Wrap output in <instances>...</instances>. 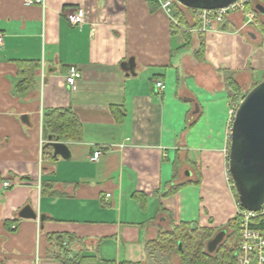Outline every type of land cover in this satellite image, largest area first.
Returning <instances> with one entry per match:
<instances>
[{"label":"crops","instance_id":"crops-1","mask_svg":"<svg viewBox=\"0 0 264 264\" xmlns=\"http://www.w3.org/2000/svg\"><path fill=\"white\" fill-rule=\"evenodd\" d=\"M79 8L81 28L66 17ZM175 12L190 45L149 0H45L43 8L0 0V264H62L58 236L80 264H183L151 250L155 237L180 222L221 227L235 215L225 77L242 90L264 78V32L242 28L240 13L202 31L195 10ZM129 58L133 75L120 66ZM30 60L40 68L19 91V62ZM70 66L81 73L73 86ZM54 108L81 123L80 140H59L68 158L43 147V115ZM175 164L179 182L198 183L164 195ZM25 205L36 219L18 216Z\"/></svg>","mask_w":264,"mask_h":264},{"label":"trees","instance_id":"trees-1","mask_svg":"<svg viewBox=\"0 0 264 264\" xmlns=\"http://www.w3.org/2000/svg\"><path fill=\"white\" fill-rule=\"evenodd\" d=\"M254 3L264 5V0H252ZM149 4L152 8L158 4L154 0H149ZM251 7V2L247 5ZM192 9V8H191ZM195 10V9H193ZM180 12L177 13L179 16ZM179 21L182 23L183 18L179 17ZM261 29L264 32V23H260ZM184 45H190L191 33L188 30H180ZM203 40L200 39L196 54H203ZM20 72L23 74L22 80L18 83L17 89L24 91L28 89L33 83V76L40 68V63L36 60L21 61L19 62ZM226 86L229 88V99L231 102L240 100L245 93H247L254 85L247 90H242L238 83L235 81V77L232 73H229L225 77ZM113 115H117V111H120L121 118L125 116V111L122 107L115 106L111 109ZM120 120V118H119ZM43 134L47 138L51 136L53 139L58 140H80L82 138L81 123L77 115L70 109L54 108L46 111L43 115ZM46 144V143H45ZM43 145L45 149L48 146ZM173 171V177L164 195H170L186 186L190 183H198L190 180L179 182L178 164H175ZM230 186L234 188L236 201L238 202V196L231 178H229ZM233 184V185H232ZM140 196V195H139ZM135 194V197H139ZM264 232V222L261 225ZM225 230V235L222 241L217 245L214 251L209 252L207 250V243L213 236L219 231ZM239 239L238 222L237 217L234 215L227 223L221 227H193L191 223L180 222L178 225H173L170 230L161 233L157 238L151 242L152 249L160 248L161 250L176 251L184 264H235L234 253L237 249ZM57 245L61 249L59 254V260L62 264H80L84 259L80 253H73L72 257H68L67 252L70 248L65 247L63 237L55 238ZM68 241V240H67ZM71 242V241H70ZM68 241V245H70Z\"/></svg>","mask_w":264,"mask_h":264},{"label":"water","instance_id":"water-1","mask_svg":"<svg viewBox=\"0 0 264 264\" xmlns=\"http://www.w3.org/2000/svg\"><path fill=\"white\" fill-rule=\"evenodd\" d=\"M181 5L192 9L223 8L236 0H177ZM256 9L264 13V7ZM126 75L134 73V59L121 63ZM45 146L53 149L54 156L69 157L67 145L57 138L47 137ZM227 169L233 181L238 205L248 210H257L264 202V78L254 85L240 99L235 110L231 127ZM18 216L23 219H36V213L29 205L22 207ZM195 227V224H192ZM225 230H219L207 243L212 252L222 241Z\"/></svg>","mask_w":264,"mask_h":264},{"label":"built area","instance_id":"built-area-1","mask_svg":"<svg viewBox=\"0 0 264 264\" xmlns=\"http://www.w3.org/2000/svg\"><path fill=\"white\" fill-rule=\"evenodd\" d=\"M160 9H162L168 16L170 23L182 30V26L179 21V17L175 12L176 7L182 6L177 0H154ZM251 7L248 8V4ZM27 5H40L42 8L45 7V0H24ZM252 0H236L223 8L215 9H195V15L200 23V30L206 31L211 27L213 23H224L225 19L231 14L240 13L242 15L241 27H251L256 31H261V25L258 19L260 12L256 9V5ZM262 5V4H260ZM264 7V5H262ZM67 20L75 26L82 27L85 23L86 11L82 8L76 9L66 15ZM3 44V34L0 33V47ZM81 78V73L75 66H70L65 77V81L68 85L73 86L77 79ZM155 86L157 88H163L161 81H156ZM240 100L232 102L228 110V135L230 139V127L232 119ZM228 150L225 151L226 160ZM103 153L102 150H95L89 157V160L96 162ZM227 180H229L230 174L228 169L226 171ZM4 187H8L10 183L4 181L2 183ZM110 194L107 193L108 197ZM238 222V245L234 253L235 264H264V232L262 231V223L264 222V202L260 205L257 210H248L237 207L235 213ZM120 264H132V263H120Z\"/></svg>","mask_w":264,"mask_h":264},{"label":"rangeland","instance_id":"rangeland-1","mask_svg":"<svg viewBox=\"0 0 264 264\" xmlns=\"http://www.w3.org/2000/svg\"><path fill=\"white\" fill-rule=\"evenodd\" d=\"M251 4H252V3H251ZM225 164H226V171H227V160H226V163H225ZM226 171H225V177H226V179H227ZM227 181L230 182L229 180H227ZM228 184H230V183H228ZM232 185H233V184H232ZM229 186H230V185H229ZM230 190H231V192H232V194H233V198H234V200H235V204H236L237 207H238L239 205H238V202L236 201V197H235V194H234L235 192H233V191H234L233 186H232V187L230 186ZM159 235H160V234H159ZM159 235H158V236H159ZM156 238H157V237H155V239H156ZM155 239H154V240H155ZM154 240H153V241H154ZM153 241H152V242H153ZM150 249L153 250L152 247H151V244H150ZM156 250H157V251H160V252H161V251H162V252H168V253H169V254H168L169 256L176 257V258H178V259L181 260L180 255H179L176 251H168V250H164V251H163V250H161L160 248L154 249V251H156ZM182 263H183V262H182ZM183 264H184V263H183Z\"/></svg>","mask_w":264,"mask_h":264}]
</instances>
